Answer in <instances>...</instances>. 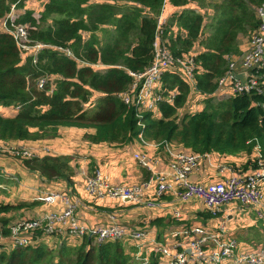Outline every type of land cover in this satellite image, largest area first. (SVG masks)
I'll return each mask as SVG.
<instances>
[{"label": "trees", "instance_id": "16d2710c", "mask_svg": "<svg viewBox=\"0 0 264 264\" xmlns=\"http://www.w3.org/2000/svg\"><path fill=\"white\" fill-rule=\"evenodd\" d=\"M195 1L205 0H169L174 6L185 7L169 27L176 24L185 33L168 35L165 29L162 37L172 53L181 58L189 55L202 38L204 50L195 57L194 80L199 91L192 90L180 69L169 68L162 77L164 99L158 104L161 117H157L158 112L144 114V135L178 142L199 154L250 152L259 142L264 155V95H237L225 100L213 96L229 57L240 52L239 35L259 25L256 10L264 0H210L214 14L205 35L204 14L188 7ZM164 3L47 0L40 13L27 9L16 16V22L29 24L34 41L68 48L85 63L79 64L51 47L41 51L34 62L31 56L22 57L11 34L0 31V106L20 107L13 117L0 113V140H37L60 126L95 128L91 136L95 143H128L137 138L140 119L120 94L132 82L128 70L141 72L152 62L158 16ZM9 10L10 0H0V18ZM86 31L90 35L85 39ZM93 63L104 64L105 68L96 70L90 65ZM44 75L60 78L54 87L49 83L41 89L36 81ZM173 91L177 94L170 102ZM95 92L99 97L87 107ZM193 99L204 103L203 110L179 122V109ZM72 159L68 155L18 158L24 167L41 176L70 183L74 175ZM19 206L0 204V214ZM54 244L55 248L39 242L0 251V264H133L120 242L100 243L86 237L78 245H70L66 239Z\"/></svg>", "mask_w": 264, "mask_h": 264}, {"label": "built area", "instance_id": "2783aa9c", "mask_svg": "<svg viewBox=\"0 0 264 264\" xmlns=\"http://www.w3.org/2000/svg\"><path fill=\"white\" fill-rule=\"evenodd\" d=\"M23 1L25 0H10V10L3 18V32L14 37L22 57L31 56L33 61L37 62L38 54L51 47L84 64L85 62L75 57L68 48L52 46L31 38L29 24L15 21V17L22 14L17 11ZM256 13L260 23L250 32L246 43L248 45L244 50L229 57L225 73L217 78V87L213 93L215 100H225L237 95H264V2L257 8ZM164 23V19L159 15L153 45L154 56L150 66L141 72L128 70L132 82L129 89L120 94L128 107L136 109V115L140 119V138L144 137V114L158 112V104L164 99L162 77L169 68L180 69L181 75L191 83L192 90L199 91L194 80L196 56L189 54L181 58L172 53L162 37ZM90 65L100 69L105 67L101 63ZM237 74L241 76L236 78ZM36 83L41 89L49 83L52 87L56 84L49 75L40 76ZM176 94L173 93L170 102ZM0 151H7L16 158L35 156L24 147L9 143H0ZM255 152L252 171L243 173L232 170L228 177L208 183L191 179V174L197 169L201 157L208 153L175 154L170 165L171 179L155 173L147 156L136 154L139 163L151 171L146 180L133 186L113 185L100 170L95 169L87 177L86 188L93 198H110L148 207H156L159 204L156 199L165 194H172L183 202L198 199L213 214L231 203H237L238 206L253 207L259 218L264 219V155L259 142L255 146ZM153 183L156 184L155 194L148 197L145 192ZM59 197L67 203L63 211L19 219L6 225L0 224V251L35 246L42 238L53 239L61 233L70 245H77L86 237H93L100 243H129L135 249V264H152L153 254L158 257L160 264H264V246L251 251H240L238 240L229 236L223 225L216 230L204 225L175 229L167 235L170 243H161L148 229L124 226L114 216L111 217L110 225L91 227L78 216V201L71 202L64 193H50L45 199L54 201Z\"/></svg>", "mask_w": 264, "mask_h": 264}, {"label": "crops", "instance_id": "0c3cea01", "mask_svg": "<svg viewBox=\"0 0 264 264\" xmlns=\"http://www.w3.org/2000/svg\"><path fill=\"white\" fill-rule=\"evenodd\" d=\"M46 2L47 0H25L23 1V6L18 7L17 13H23L27 9L34 10L37 13L41 12L44 10ZM188 7L201 11L200 5L197 2L196 4L190 3ZM184 8L172 5L169 0L165 1L160 16L165 21L164 31L166 29L168 35L173 34L176 36L177 33L184 35L185 32L176 24H172L169 27L170 21L175 15L180 14ZM3 18H0L1 31H4ZM239 47L240 52L238 54L244 50L240 43ZM203 50L204 48L201 46V48L195 51L194 46L190 54L197 56ZM78 63L82 64L81 62ZM93 68L102 70L105 67L100 69L93 66ZM52 78L56 82L60 76L52 75ZM174 92L176 91H173L172 95ZM93 96L99 97V93L95 92ZM203 108V102L193 99L183 108L179 109L177 120L182 122L187 116L199 113ZM18 111L19 108L15 106H0V113L6 117H13ZM157 117H161L159 108ZM46 132L45 134L48 136L37 140H0V143L24 147L37 157L72 156L73 159L70 162L74 169L72 182L70 183L65 179H48L45 176H41L24 167L14 157L19 163L7 160V162L15 163L17 166L15 172H17L18 181L22 180V185L30 189V195L34 193V196H37L36 198L34 197L35 199H30L32 200V207L36 206V208L34 211H26L24 209L27 204L23 202H20L21 204L10 201L0 203L21 205L19 208L14 209L15 211L10 210L11 212L1 213L0 224L6 225L19 219L36 218L51 212L63 211L67 207V203L63 198L59 197L54 201H49L45 197L50 193H64L69 197L71 202L78 201V216L82 222L91 227L110 225L111 217L114 216L124 226L148 229L157 241L170 243L167 235L172 230L192 225H204L209 229L216 230L223 225L228 231L229 236L236 238L238 242H243L242 244L247 247H253L254 249L252 250L264 244V219L259 218L253 207L228 205L220 212L213 214L198 199L183 202L172 194H165L157 198L156 200L159 204L156 207H148L110 198H93L87 191V177L95 169L100 170L113 185L133 186L146 180L150 176L151 171L139 163L136 154L147 156L155 173L162 174L167 179H171L172 170L170 165L174 155L181 152H194L192 148L178 142L156 140L145 135L143 138L138 136L128 143H95L91 139V136L96 133L95 128L60 126L55 131L48 130ZM0 156L6 155L0 153ZM255 158L256 152L253 148L250 152L245 150L233 154L210 152L208 155L201 157L197 169L191 174V179L199 183H208L228 177L232 170L243 173L250 172L254 168ZM10 168L7 167L4 171L7 172ZM5 182L6 180L0 178L1 188H4ZM27 183L30 185H27ZM155 189L156 184L153 183L145 194L148 197H152L155 194ZM21 195L23 200L29 201L26 194ZM177 212L179 216H177ZM49 239L45 237L40 242L48 244L46 241ZM52 241L53 243L55 241V243L62 244L65 242L64 235L60 233L58 234V238H53ZM123 245L125 251L132 256L133 264H135L134 247L129 243ZM54 246L55 244H53ZM154 263H161L155 254L152 255V264Z\"/></svg>", "mask_w": 264, "mask_h": 264}, {"label": "rangeland", "instance_id": "374dc122", "mask_svg": "<svg viewBox=\"0 0 264 264\" xmlns=\"http://www.w3.org/2000/svg\"><path fill=\"white\" fill-rule=\"evenodd\" d=\"M196 2L197 1L191 2V3L196 4ZM211 3H213V2L210 0H205V1H202V3H199V5L202 4V7H200V10L204 14V17H205V23H204L205 26H204V31H203L204 35L209 32V24L211 22L212 15L214 14V10L211 7V5H212ZM111 30H113V29H111ZM83 34L86 38H88L90 35V33L87 31L84 32ZM98 34L101 36L102 35L101 31H98ZM249 36H250V33L239 35V43H240V45H242L243 48H245V46L248 45L246 43L248 41ZM201 40H202L201 37L199 38V40H197L196 45H195V51H197L199 48H201V46H202ZM97 98L98 97L93 96L92 97V104H87V107H91L96 102ZM46 136H48V135L44 134L43 138H45ZM0 153L6 155V156H0V167L2 168V169L0 168V178L2 180L3 179L6 180L5 184L3 185L4 188L0 187V203L10 201L12 203L21 204L20 202H23V203L27 204L24 210L34 211L36 206L32 207V204H31L32 200H30V199H33L35 197L34 193H31V195H30L29 194L30 189L26 188L24 185H22V183H21L22 180L18 181V178L16 176L17 172H15V170H17V168H16L17 166L15 165V163H12V162L19 163L18 161H20V160H18V158H16V157L10 155L9 152H7V151H0ZM13 157L16 158L18 161L15 160ZM7 160L12 161V162H7ZM7 167H11V168L7 172H5L4 169ZM27 185H30V184L27 183ZM21 194H26L29 201L23 200ZM230 206H238V204L237 203H231ZM11 211H15V210L12 209ZM240 240H242V239H240ZM46 242L51 247H53L54 243L52 241V238H50ZM242 243L243 242L239 241L238 249L240 251H248V250L251 251L252 249H254L253 247H247V246L243 245ZM78 244H80V242ZM262 246H264V244Z\"/></svg>", "mask_w": 264, "mask_h": 264}, {"label": "water", "instance_id": "95a60500", "mask_svg": "<svg viewBox=\"0 0 264 264\" xmlns=\"http://www.w3.org/2000/svg\"><path fill=\"white\" fill-rule=\"evenodd\" d=\"M240 76H241V75L237 74V75H236V78H239Z\"/></svg>", "mask_w": 264, "mask_h": 264}]
</instances>
